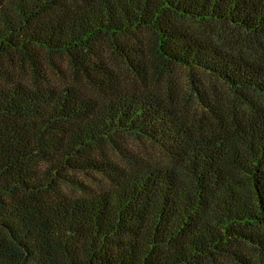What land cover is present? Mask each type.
<instances>
[{"label": "trees", "instance_id": "trees-1", "mask_svg": "<svg viewBox=\"0 0 264 264\" xmlns=\"http://www.w3.org/2000/svg\"><path fill=\"white\" fill-rule=\"evenodd\" d=\"M0 264H264V0H0Z\"/></svg>", "mask_w": 264, "mask_h": 264}]
</instances>
